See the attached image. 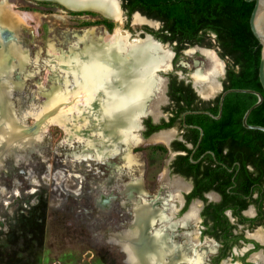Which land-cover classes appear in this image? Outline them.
Masks as SVG:
<instances>
[{"label":"rangeland","instance_id":"1","mask_svg":"<svg viewBox=\"0 0 264 264\" xmlns=\"http://www.w3.org/2000/svg\"><path fill=\"white\" fill-rule=\"evenodd\" d=\"M7 1L16 11L29 15V22L19 30V40L22 37L26 48L22 47L28 49L31 61L24 67L21 95L15 98L13 108L16 116L31 127L36 126L35 120H24L25 111L44 105L59 88L61 96H68L67 87H72V82L66 83L69 76L65 71L52 64L51 46L53 54L68 56L73 46L82 42L84 47L92 36L113 34L119 28L123 35L131 32L136 37L146 30L145 24L135 23V15L129 23L125 16L123 21L114 20L110 25L98 12L74 11L57 2ZM81 37H86V42L80 41ZM77 38L68 51H63ZM195 52L182 53L180 57L192 76L199 67L194 66L195 61L206 64L204 71L209 68L207 57ZM83 95L64 101L63 110L75 115L68 124L69 131L51 124L33 148L10 153L0 164V264H128L123 259L127 253L110 241L120 227L134 221L128 222L131 214L126 202L130 207L134 202L124 196L125 184L143 180L146 188L156 193L168 154L159 150L160 143L148 140L134 149L136 158L132 164L126 159L127 151L100 163L76 162L71 153L84 150L88 134L95 136L97 131L95 123L85 122L87 113L78 114L74 108ZM149 112L158 114L156 108ZM101 197L108 201L106 209L99 205ZM123 220L128 223L123 224ZM118 236L116 233L115 239Z\"/></svg>","mask_w":264,"mask_h":264},{"label":"flooded vegetation","instance_id":"2","mask_svg":"<svg viewBox=\"0 0 264 264\" xmlns=\"http://www.w3.org/2000/svg\"><path fill=\"white\" fill-rule=\"evenodd\" d=\"M124 2L125 0H122V6L129 23L134 18V12L129 14L128 9L124 8ZM148 18L158 22L138 23L145 24L143 28L146 30L142 31L148 32L147 28H149L155 32L164 27L163 21ZM154 24L158 28H154ZM144 32L137 34L136 37L131 33L128 39L131 42L135 38L140 40L139 37H145ZM151 34L165 45L163 49L169 50L170 48L166 46L169 45L175 52L172 58L173 68L167 73H161L166 78L164 90L161 86L160 91L156 90L141 103L150 106L151 109L157 107L158 114L149 113L143 118L140 128L138 126L135 129L140 138L138 143L127 144L118 140L113 146L119 148V154L125 150L126 155L130 153L132 158H136L134 149L140 144H147L149 140L152 143H160L159 150L168 154V159L165 169L158 178L160 189L156 193L147 189L143 180L141 192L137 189L128 190L127 185L130 182L125 184L124 196L134 202L133 207L126 202L130 208L128 215L131 214L128 222L133 220V223L135 222L137 207L140 208L146 203L148 209L154 211V218L148 228L150 236L163 232L166 244L181 251L180 257L174 264H264V131H217L209 134L214 136L212 140L204 141V136L208 133L201 126L190 124L187 116L209 110H187L181 116L175 117L178 106L185 104L184 99L175 97L178 92L194 96L193 100L199 104L213 101L218 96L203 99L199 95V87H197L198 91L194 87V76L189 75L186 71L187 66L181 63L182 53H188V50L195 47L196 50L200 48V51H194L196 54H203V50L213 51L212 47H214L216 52H213L226 63L225 77L218 78L223 86L229 57H221L217 36L211 31L202 33L205 37L204 44L190 43L187 40L165 41L161 36ZM8 36L11 37L12 34ZM78 38L69 45L68 49ZM124 39L128 40L126 37ZM20 42L24 46L22 37ZM79 45L83 46L82 43ZM194 66L206 69V64L198 61H195ZM24 67L26 68V65L18 70L21 78L24 73L26 74ZM161 92H163L162 98L159 97ZM169 122H174V125L162 126ZM164 131L173 134L165 141H154V137ZM210 143L212 146H208ZM137 168L139 169V165ZM107 202L102 198L99 205L106 209ZM124 220L123 224L128 223ZM127 225L120 227L110 238V241L116 242L120 246V251L125 254L127 251L120 239H124V234L132 230L131 225L128 227ZM116 233H119L117 239H115ZM123 259L128 264L139 263L131 261L129 256ZM148 261L149 264L155 262L151 258Z\"/></svg>","mask_w":264,"mask_h":264},{"label":"bare ground","instance_id":"3","mask_svg":"<svg viewBox=\"0 0 264 264\" xmlns=\"http://www.w3.org/2000/svg\"><path fill=\"white\" fill-rule=\"evenodd\" d=\"M102 1L104 14L116 22L123 21L119 0ZM28 16L16 11L14 5L7 0H0V43L2 44L0 75L4 78L8 79L15 66L23 67L31 61L29 51L22 47L19 40V30L29 22ZM134 19L135 23L153 24L154 22L139 14H135ZM8 34L12 36L9 37ZM129 36H131L130 32L123 35L118 28L113 34L99 37L95 42L91 38L90 42L85 43L82 48L78 45L73 46L68 56L53 54L55 49L51 46L52 64H56V67L65 71L69 76L66 83L72 82V87L70 89L67 87L70 90L68 96L64 94L61 96L59 88L44 105L31 107L24 112L22 118L25 120L32 117L36 123L34 127L20 120L10 103V95L12 90H15L16 83L3 84L0 90V164L10 153L25 147L33 148L36 141L42 140L44 132L51 124H58L69 131L71 128L68 124L74 120L75 115L70 116L63 110L64 101H68L69 98L74 100L73 98H78L76 96L81 94H84L83 99L81 103L74 105V108L78 114L86 115L87 113L85 122L95 123L97 131L95 130V136L88 134L89 139L85 140L86 144H83L84 150L71 153L76 162L100 163L116 157L119 155V148L113 145L118 140L127 144L138 143L140 138L135 130L138 128L136 114L142 111L144 104L141 103L145 99L156 90L160 91L161 86L164 90L163 79L157 77L155 71L158 68L167 69L173 52L169 45H166L170 48L169 50L163 49L165 45L155 42L150 37L145 40L135 39L131 42L128 39ZM125 37L128 42L124 39ZM86 40V37L80 38V41L86 42ZM195 50L196 48L190 49L188 53ZM203 54L209 62L208 71L198 68L194 80L196 87H199V92L208 97L220 88L218 78L224 73L225 63L213 51L203 50ZM18 84L21 92L23 80ZM152 108L157 109V107ZM172 134L170 131H164L157 134L154 141H165ZM83 135L87 136V133ZM126 159L130 164L134 162L130 153L126 155ZM141 182V180H134L127 185V189H137L141 192ZM146 205L144 203L142 207H137L136 220L130 226L132 230L127 231L124 234L125 238L120 239V242L123 243L129 259L138 261V264H149V258L154 259V264H174L180 257L181 251L166 244L163 232L150 236L148 228L150 221L154 218V211H150Z\"/></svg>","mask_w":264,"mask_h":264},{"label":"trees","instance_id":"4","mask_svg":"<svg viewBox=\"0 0 264 264\" xmlns=\"http://www.w3.org/2000/svg\"><path fill=\"white\" fill-rule=\"evenodd\" d=\"M254 5V1L248 0H125L124 2V8L128 9L129 14L140 11L148 17L163 21L164 27L160 31L153 32L149 28L147 31L161 36L165 41L187 40L190 43L204 44L203 34L208 31L214 32L221 48V57H229L224 89L248 88L260 91L264 95L259 77L261 45L250 26ZM104 21L113 25L110 20L104 19ZM175 97L184 99L185 102L184 105L178 106L175 117L181 116L187 110H209L213 114L219 113L220 95L213 101L201 104L195 102L194 96L190 94L183 95L178 92ZM257 100V96L251 93L230 92L225 97L221 118L215 119L205 113H195L187 116L188 122L201 126L208 133L204 136V141L212 140L214 136L209 134L217 131H256L257 129L246 128L242 118ZM248 122L264 126V101L251 112ZM172 125L174 122L162 126ZM208 146H212L211 143Z\"/></svg>","mask_w":264,"mask_h":264},{"label":"water","instance_id":"5","mask_svg":"<svg viewBox=\"0 0 264 264\" xmlns=\"http://www.w3.org/2000/svg\"><path fill=\"white\" fill-rule=\"evenodd\" d=\"M38 1L57 2V3H60V4L64 5L65 7H67L70 10H74V11H94V12H98V13L104 15L105 17L110 18L109 16L104 14V4H103L102 0H38ZM248 1H254L255 2L254 9H253V12H252L251 18H250V26H251V30H252L254 36L257 38L259 44L261 45V61H260V67H259V77H260V82H261L262 88L264 90V21H263V19H264V0H248ZM119 2H120L119 3V8H120V11L122 12V17L124 18L125 17V10L123 9V6H122V0H119ZM69 4H71V5H69ZM135 14H139L140 16L145 17L148 20H152L154 22H158L157 20L148 18L147 16L143 15L139 11L134 12L133 16ZM142 32H144V31H140L138 35H140ZM144 33H145V37L144 38L143 37H139L140 40H144L147 37H150L153 40H155L156 42H158L161 45H163V43L161 41L157 40L155 38V36L152 35L151 33H148V32H144ZM108 34H110V33H108ZM98 38L92 37V40H94V42H95ZM82 45H83V43H82ZM71 46H70V48H71ZM78 47L82 48L83 46L78 45ZM68 50H66V51H68ZM172 52H173V57H174L175 52L173 50H172ZM215 52H216V50H215ZM20 68H22V67H20V66L16 67L15 66L14 69H13V72L10 73L8 79L4 78V76L0 75V90H1V86L3 84H5V83H7V84L16 83V85H17L15 90H12V94L10 95V101H11L12 105H14V107H16V102L14 101V99L17 96L21 95V92L19 90L20 88H18V86H19L18 83L23 80V78H21V74H18V70ZM172 68H173V65H172V59H171L170 65L167 67L166 70L165 69H161V68L156 69L155 72H156L157 77L158 76L161 77L163 79L164 84L166 83V78H164L161 75V73H167ZM225 73H226V65H225L224 73L221 76L222 78L225 77ZM219 82H220V88L217 91H215L212 95H210L208 97L203 96L198 91V88L194 84V87L197 89L199 95L203 99L214 98L217 95H220V99H219V113H218V115H215V114L211 113L210 111H204V113H207L208 115L212 116L213 118L218 119L222 115L224 100H225V97H226V95L228 93H230V92L251 93V94L256 95L258 100L244 114L243 124L248 129H257V130L264 131V126L252 125V124L248 123V118H249L251 112L256 107H258L259 105H261L263 103L264 95L260 91H257V90H254V89H248V88L224 89V86H223L222 81L220 79H219ZM149 108H150V106L144 105V107L142 108V111H138V113L136 114L135 120L137 121L138 126L142 123L143 118L146 117L149 114V112H148ZM187 113H191V112H187ZM199 129L201 131H203V129L201 127H199Z\"/></svg>","mask_w":264,"mask_h":264}]
</instances>
